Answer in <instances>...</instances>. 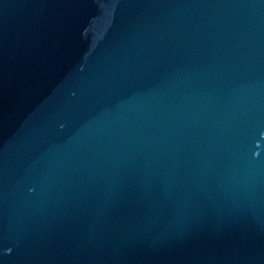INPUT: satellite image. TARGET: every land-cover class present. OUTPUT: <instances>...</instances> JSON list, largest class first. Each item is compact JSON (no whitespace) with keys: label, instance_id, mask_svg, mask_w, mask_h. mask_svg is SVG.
<instances>
[{"label":"water","instance_id":"95a60500","mask_svg":"<svg viewBox=\"0 0 264 264\" xmlns=\"http://www.w3.org/2000/svg\"><path fill=\"white\" fill-rule=\"evenodd\" d=\"M0 264H264V0H0Z\"/></svg>","mask_w":264,"mask_h":264}]
</instances>
